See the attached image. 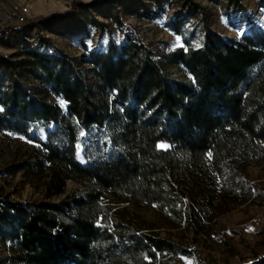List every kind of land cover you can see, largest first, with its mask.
I'll use <instances>...</instances> for the list:
<instances>
[{
    "label": "trees",
    "instance_id": "1",
    "mask_svg": "<svg viewBox=\"0 0 264 264\" xmlns=\"http://www.w3.org/2000/svg\"><path fill=\"white\" fill-rule=\"evenodd\" d=\"M164 1L135 10L153 18ZM110 20L124 41L82 44L84 58L0 54V131L34 145V167L50 169L47 198L69 180L86 190L60 203L0 198V264H160L179 252L168 239L112 227L103 205L111 196L145 203L175 226L215 202L222 212L264 202L245 172L264 166V29L249 20V32L232 39L205 26L201 47L185 42L158 56L122 17ZM166 64L184 79H171ZM242 264H264V254Z\"/></svg>",
    "mask_w": 264,
    "mask_h": 264
},
{
    "label": "rangeland",
    "instance_id": "2",
    "mask_svg": "<svg viewBox=\"0 0 264 264\" xmlns=\"http://www.w3.org/2000/svg\"><path fill=\"white\" fill-rule=\"evenodd\" d=\"M140 1L149 0L128 3L120 0H0V17L12 5L29 12L26 23L20 27L12 25L0 41V54L12 57L30 48L84 58L82 44L91 50L104 48L110 41H124V32L110 20L113 14L130 24L143 44L158 56L172 52L185 42L194 48L201 47L205 26L232 39L249 32V20L264 29L261 0H192L199 6L196 12L184 0H165L153 18L135 10ZM98 23H105V27ZM82 67L90 68V65L84 63ZM164 69L171 79H184L177 66L166 64ZM28 82L29 85L35 83L31 79ZM33 151L34 145L29 140L0 131V198L25 203H60L68 196L84 195L85 184L69 180L63 194L47 198L50 169L39 171L34 167ZM79 158L83 161L81 152ZM245 172L249 181L264 191V166L251 165ZM188 197L185 200L190 205L193 202ZM214 204L204 206L207 211L203 214H198L200 208H197V213H190V219L187 217L182 226H175L145 203L112 196L103 202L112 227L117 223L139 234L165 238L176 244L179 252L167 255L162 264H242L263 255L264 202L254 198L223 212V206ZM191 216H197L198 222L194 223ZM1 253L10 254L4 249Z\"/></svg>",
    "mask_w": 264,
    "mask_h": 264
},
{
    "label": "built area",
    "instance_id": "3",
    "mask_svg": "<svg viewBox=\"0 0 264 264\" xmlns=\"http://www.w3.org/2000/svg\"><path fill=\"white\" fill-rule=\"evenodd\" d=\"M29 18V12L17 5H12L7 12L0 17V33L8 30L12 25L23 26Z\"/></svg>",
    "mask_w": 264,
    "mask_h": 264
},
{
    "label": "snow or ice",
    "instance_id": "4",
    "mask_svg": "<svg viewBox=\"0 0 264 264\" xmlns=\"http://www.w3.org/2000/svg\"><path fill=\"white\" fill-rule=\"evenodd\" d=\"M249 231H251V229H249Z\"/></svg>",
    "mask_w": 264,
    "mask_h": 264
}]
</instances>
